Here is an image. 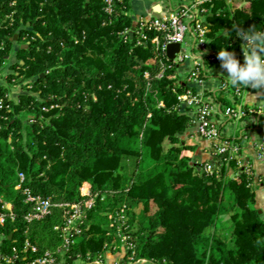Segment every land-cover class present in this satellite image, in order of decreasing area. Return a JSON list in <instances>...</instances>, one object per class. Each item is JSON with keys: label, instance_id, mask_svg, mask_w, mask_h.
I'll return each mask as SVG.
<instances>
[{"label": "trees", "instance_id": "16d2710c", "mask_svg": "<svg viewBox=\"0 0 264 264\" xmlns=\"http://www.w3.org/2000/svg\"><path fill=\"white\" fill-rule=\"evenodd\" d=\"M131 3H116L110 17L104 0H0V77L16 53L18 75L8 77L32 85L0 129V196L20 215L12 231L21 233L30 209L14 188L22 172L26 186L56 203L80 201L85 182L99 194L75 250L83 257L113 244L109 218L126 206L139 259L264 264V220L252 180L236 160H221L213 173L195 161L197 144L183 140L192 117L174 92H183L177 68L157 79L153 48L124 41L133 27ZM212 11L218 50L239 44L234 26L264 30V0L233 12L216 2ZM4 89L0 84V94ZM52 105L58 107L42 110ZM55 223L31 226L40 249L57 244Z\"/></svg>", "mask_w": 264, "mask_h": 264}, {"label": "built area", "instance_id": "2783aa9c", "mask_svg": "<svg viewBox=\"0 0 264 264\" xmlns=\"http://www.w3.org/2000/svg\"><path fill=\"white\" fill-rule=\"evenodd\" d=\"M250 1H166L164 16L141 19L131 29L125 30L122 36L125 42H133L135 47L153 48L160 66L157 79H162L170 68H177V83L183 87L182 93H177L174 89L178 102L182 110L191 112L192 124L199 136L212 143L209 149L210 161L206 162L204 170L213 173L219 169L221 160L224 159L226 164L236 160L238 168L252 180L251 186L257 189L264 185V179L255 174L253 166L245 160L242 152L249 143H252L264 164V104L246 103V91L255 89L243 86L234 88L227 84V72L220 66L221 61L218 59L220 50L212 44V28L209 22V17L213 15L214 3H223L230 12H233L249 6ZM118 2L122 0H104L108 16H113L115 4ZM223 11L219 9L218 13ZM237 39L239 44L231 51L243 61L241 45L245 41L240 37ZM25 40L24 38L23 44H26ZM173 44H179L180 50L171 60L167 51ZM146 77H149L148 73ZM217 77L219 79L217 85L204 87L206 81ZM9 80L8 74L0 77V84L5 86L0 94V129L2 123L9 120L5 112L12 110L13 103H20V94L28 93L32 89V85L24 87L19 80L12 78L13 83L18 86L17 91H20L12 96V92L6 86ZM34 81L35 78L30 80L31 83ZM222 95L227 96L230 105L222 102L220 99ZM56 107L58 105L43 107L42 110L48 112ZM30 118L32 122L36 121L34 116ZM235 124L243 126L236 133L226 131L229 126ZM254 126H258L257 129ZM8 141H12L11 136ZM17 179L14 188L20 192L24 203L30 206V209L21 216L24 227L21 233L16 234L12 227H15L20 215L10 200L3 195L0 196V264H159L138 258L139 244L137 238L130 233L129 210L126 206L118 209L109 218L108 235L113 238V244L106 243L103 253L97 256L88 253L83 257L75 253L99 196L89 182L83 183L80 187L82 196L80 201L56 203L52 198L37 194L26 186L24 173H18ZM47 219L56 221L53 231L58 237V242L53 248L42 250L31 237V226Z\"/></svg>", "mask_w": 264, "mask_h": 264}, {"label": "crops", "instance_id": "0c3cea01", "mask_svg": "<svg viewBox=\"0 0 264 264\" xmlns=\"http://www.w3.org/2000/svg\"><path fill=\"white\" fill-rule=\"evenodd\" d=\"M166 1L170 2V0H132L131 16L133 18V26H135L136 23L141 19L160 18L161 16H164L166 12ZM218 81V77L213 78L209 81H206L204 83V87L210 88L211 84L212 86L217 85ZM214 89L215 88H213V90ZM220 99H222V102L224 104L230 105V101L228 100L226 95H222ZM245 101L248 105L264 104V94L261 91L257 90L246 91ZM183 112H188L191 116V112H189V110L183 109ZM241 126L243 125L235 124L229 126L226 131H229L230 133H236L239 129H241ZM257 127L258 126H254L255 129H257ZM183 140L188 144H197V149L194 153V159L197 163H206L210 161L209 149L212 143L209 140L202 139L193 124L188 129L187 133L183 136ZM242 154L245 160L253 166L255 174L257 176H261L264 179V164L260 160L255 146L252 143H249L244 148ZM255 191L257 208H261L262 212H264V185L257 188Z\"/></svg>", "mask_w": 264, "mask_h": 264}, {"label": "clouds", "instance_id": "9594fccd", "mask_svg": "<svg viewBox=\"0 0 264 264\" xmlns=\"http://www.w3.org/2000/svg\"><path fill=\"white\" fill-rule=\"evenodd\" d=\"M238 37L245 43L241 45L244 60L233 51L223 48L218 53L221 68L227 72V84L239 88L241 86L264 90V30H258L255 25L244 29L234 26Z\"/></svg>", "mask_w": 264, "mask_h": 264}, {"label": "rangeland", "instance_id": "374dc122", "mask_svg": "<svg viewBox=\"0 0 264 264\" xmlns=\"http://www.w3.org/2000/svg\"><path fill=\"white\" fill-rule=\"evenodd\" d=\"M25 45H27V44H24V45H22V46H25ZM17 47H18V44L15 45V48H17ZM18 60H19V59L17 58L16 53H15V54L12 53L10 59L7 60V62H6L5 67H4V70H3V72H2L1 75H2V76H6V74L16 73V72L19 70V68H18L17 66H15ZM216 67H217V66H215V68H216ZM180 77H183V76H180ZM9 81H10V82L6 83V86H7V88L9 89V91L12 92V96H15V95H17L20 91H19V92L17 91V87H18V86H16V85L13 83L12 79H10ZM26 82H28V80H27ZM26 82H25V83H26ZM256 207H257V205H256ZM258 209H259V211L261 212V218L264 220V212H262V209H261V208H258ZM221 222H222V221H221Z\"/></svg>", "mask_w": 264, "mask_h": 264}, {"label": "water", "instance_id": "95a60500", "mask_svg": "<svg viewBox=\"0 0 264 264\" xmlns=\"http://www.w3.org/2000/svg\"><path fill=\"white\" fill-rule=\"evenodd\" d=\"M17 41V39H15ZM22 48L27 49L28 45L22 46ZM180 50V45L179 44H173L168 47V57L172 60L175 57V53H177ZM11 238V236H10Z\"/></svg>", "mask_w": 264, "mask_h": 264}]
</instances>
